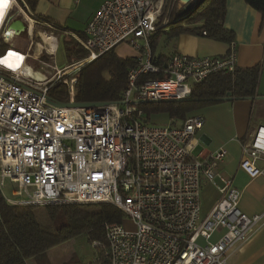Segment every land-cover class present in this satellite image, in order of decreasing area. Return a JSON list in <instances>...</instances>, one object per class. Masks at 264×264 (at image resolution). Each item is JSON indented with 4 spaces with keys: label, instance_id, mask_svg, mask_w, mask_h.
Masks as SVG:
<instances>
[{
    "label": "built area",
    "instance_id": "obj_1",
    "mask_svg": "<svg viewBox=\"0 0 264 264\" xmlns=\"http://www.w3.org/2000/svg\"><path fill=\"white\" fill-rule=\"evenodd\" d=\"M163 3L104 2L84 38L74 37L88 57L73 59L63 69L41 58L44 52L54 57L59 48L54 34L62 29L38 16L26 0H8L4 8L0 43L9 46L0 61L14 52L26 64L34 60L51 68L55 76L49 78L31 66L44 76L39 81L26 77L25 66L15 70L0 63V192L11 206L109 204L118 209L123 222L105 229L106 263L93 264H230L232 253L264 224V215L248 216L240 210V191L220 171L228 152L197 153L206 123L202 115L150 125L152 118L142 109L145 103L190 100L195 87L210 76L237 69L234 43L224 57L174 54L161 64L156 61L151 42L168 25V21L158 25ZM18 19L30 38L25 52L11 43L21 36L11 28ZM48 32L54 51L42 37ZM35 36L43 44L35 43ZM121 46L134 51L135 68L119 102L90 108H62L49 102L48 91L60 82L69 89L68 103H76L73 74ZM32 47L38 51L33 56ZM147 76L161 78L138 84ZM240 167L252 179L264 176V127L243 145ZM8 182L13 198L4 194ZM206 184L216 185L219 192L208 213L201 201ZM127 221L134 230L125 228Z\"/></svg>",
    "mask_w": 264,
    "mask_h": 264
},
{
    "label": "trees",
    "instance_id": "obj_2",
    "mask_svg": "<svg viewBox=\"0 0 264 264\" xmlns=\"http://www.w3.org/2000/svg\"><path fill=\"white\" fill-rule=\"evenodd\" d=\"M26 1L35 11L39 0ZM244 1L262 15L264 25V0ZM226 13L227 0H197L194 9L180 17L175 7L166 27L170 29L169 39L194 35L232 44L235 35L224 27ZM164 17L161 16L160 23ZM161 38L162 35L158 34L151 42L154 57ZM3 47L6 46L0 43V50ZM64 49L70 64L73 59L82 61L88 57L87 52L71 37H66ZM162 58L155 57L160 64L164 62ZM42 59L50 60L45 55ZM134 68L132 58H120L114 51L85 64L77 75L75 102H119L128 88V74ZM260 74V66L251 69L237 67L233 73H217L197 85L191 101L145 103L142 109L150 118L168 115L172 122L180 123L206 107L226 101L254 99ZM156 78L161 77L147 76L138 84ZM48 99L54 104L68 103V87L60 82L53 84L48 91ZM122 222L121 212L109 204L20 207L9 205L0 192V264H29L31 259L81 235H87L92 245H102L101 248L96 247L101 252L98 260L106 263V226Z\"/></svg>",
    "mask_w": 264,
    "mask_h": 264
},
{
    "label": "crops",
    "instance_id": "obj_3",
    "mask_svg": "<svg viewBox=\"0 0 264 264\" xmlns=\"http://www.w3.org/2000/svg\"><path fill=\"white\" fill-rule=\"evenodd\" d=\"M108 0H39L35 13L44 20L62 29L61 34L75 41L82 38L88 23L93 19L104 2ZM262 15L246 4L244 0H227V13L224 21L225 29L235 35L233 42L238 55L237 67L251 69L261 67V74L252 100H232L203 108L195 114L202 115L205 127L199 135L200 151L203 155L225 149L228 152L220 164V171L234 180L235 187L241 193L240 210L248 215H264V176L252 179L241 167L242 148L251 142L259 127H264V25ZM170 29H164L161 42L155 57H163L165 61L174 54L190 57L212 58L224 57L231 44L220 43L208 38L194 35H180L168 39L162 45L163 37ZM127 59L134 57V51L126 46ZM165 116L162 124L171 120ZM263 168V163H258ZM213 191L208 213L219 199L216 185L206 184ZM203 207V206H202ZM204 210V208H203ZM230 264H264V224L253 238L237 248L230 257Z\"/></svg>",
    "mask_w": 264,
    "mask_h": 264
},
{
    "label": "rangeland",
    "instance_id": "obj_4",
    "mask_svg": "<svg viewBox=\"0 0 264 264\" xmlns=\"http://www.w3.org/2000/svg\"><path fill=\"white\" fill-rule=\"evenodd\" d=\"M182 0H164L163 8L161 15L165 16L164 20L160 23V19L158 21V24L161 25L163 22L168 21L169 18L172 16V12L175 7H177V16L180 17L182 15L183 10L185 9L186 4H183L181 2ZM197 0H193V3L196 4ZM163 26V25H161ZM167 29V28H164ZM43 32V31H42ZM170 32V30H169ZM49 35V32H48ZM55 38L58 41V50L56 51V54L54 57L49 56L44 52L41 55V58L45 55L50 58L49 61H46L47 64L50 66L56 65L58 69H63L64 67H67L70 62L67 57L66 51L64 49V41L66 39V36L60 33L54 34ZM169 35H166L163 37L162 45L166 42H168ZM35 43L43 44L40 36H35L34 39ZM11 43L14 45V47H17L18 49L23 50L24 52L27 50L28 45L30 43V38L24 34L22 36L15 37ZM9 45H6V47H3L0 50V54L4 53L5 48H7ZM118 55L125 56L127 54V49L124 48L117 50ZM31 56L36 54L38 51L36 48L31 49ZM77 61V60H76ZM72 63V62H71ZM28 64L32 67H34L35 70L40 71L44 74H46L49 78L55 76V72L46 66H42L39 62L30 60ZM74 77H77L78 74H73ZM72 77V76H71ZM165 116H154L150 120V125H159L163 123V120ZM201 148H198L197 153L200 151ZM13 186L8 182L6 185V188L4 189V194L6 197L13 198ZM213 191L209 186L204 185L202 188V206L204 208V212L209 209L211 200H212ZM125 228L129 230H134V226L131 222L125 223ZM101 252L95 248L89 237L87 235H81L78 237L73 238L72 240L65 242L59 246L54 247L53 249L46 252L44 255L36 257L34 259H31L29 261V264H93L100 258Z\"/></svg>",
    "mask_w": 264,
    "mask_h": 264
},
{
    "label": "bare ground",
    "instance_id": "obj_5",
    "mask_svg": "<svg viewBox=\"0 0 264 264\" xmlns=\"http://www.w3.org/2000/svg\"><path fill=\"white\" fill-rule=\"evenodd\" d=\"M8 0H0V25L2 24L4 17H5V10L4 8L7 5ZM183 4L188 3V0H182ZM12 32H9V35L11 36ZM44 42L50 46V51H54L55 45L52 42V38L49 35L43 34L42 35ZM42 46V45H41ZM1 64L10 66L12 68H15V70H18L19 67L26 68L27 72L25 73L26 77L30 78L33 77L34 79H37L39 81H44V76L32 69V67L25 63L24 58L21 56L16 55L14 52H11L8 57L5 60L0 61Z\"/></svg>",
    "mask_w": 264,
    "mask_h": 264
},
{
    "label": "water",
    "instance_id": "obj_6",
    "mask_svg": "<svg viewBox=\"0 0 264 264\" xmlns=\"http://www.w3.org/2000/svg\"><path fill=\"white\" fill-rule=\"evenodd\" d=\"M194 6L195 4L193 3V0H188V3L182 12V15L183 16L188 15L194 9ZM11 28L15 30V32L18 35H21V36L28 33L27 26L19 19L14 21ZM186 101H191V100H186ZM171 102H178V101H171ZM100 104H104V103H60V104H54V105L57 107H62V108L63 107L64 108H90V107H94Z\"/></svg>",
    "mask_w": 264,
    "mask_h": 264
}]
</instances>
